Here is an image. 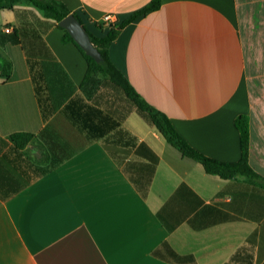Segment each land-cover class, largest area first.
Instances as JSON below:
<instances>
[{
  "label": "crops",
  "instance_id": "0c3cea01",
  "mask_svg": "<svg viewBox=\"0 0 264 264\" xmlns=\"http://www.w3.org/2000/svg\"><path fill=\"white\" fill-rule=\"evenodd\" d=\"M59 1L103 36V15L118 24L150 0ZM62 35L24 2L0 11L11 64L0 76V264H239L230 258L242 245L264 264V188L205 173L132 112L118 129L158 156L144 182L141 157L104 148L119 146V133L81 85L85 59ZM109 58L210 158L239 159L234 119L247 115L249 165L264 178V0H161L120 29ZM13 133L34 142L16 147Z\"/></svg>",
  "mask_w": 264,
  "mask_h": 264
},
{
  "label": "trees",
  "instance_id": "16d2710c",
  "mask_svg": "<svg viewBox=\"0 0 264 264\" xmlns=\"http://www.w3.org/2000/svg\"><path fill=\"white\" fill-rule=\"evenodd\" d=\"M20 2L37 8L45 18L51 19L55 23L66 15L72 14L87 32L90 41L102 57L100 62H96L91 56L87 55L72 39L68 32L59 27L63 30L62 42H72L85 59L86 70L81 85L87 87L91 101L94 103H101L98 97L105 96V92L109 95V102L106 103L105 101L101 104H103L105 111L110 116L111 130L116 129L119 133L117 142L120 143V145L105 144L104 148L115 158H121V154H128L131 151L134 155L141 157L144 161L139 164V169L142 171V174L144 173V175H146V177L142 179L144 182L147 183L150 181L155 165L158 162V156L144 142L136 143L135 137L131 136L127 131L118 129L121 122L132 112L136 113L149 127L153 128L157 134L166 143L174 147L181 156L198 162L205 173L216 175L221 179L241 177L246 182L264 188V178L251 168L248 161L249 120L247 115L239 114L234 119V126L239 133V159L233 162H223L210 158L190 146L177 132L167 114L148 103L110 60L109 46L117 37L120 29L137 16L159 9L161 0H150L145 7L135 11L125 20L118 24L109 25L108 31L103 36L91 34L83 25L80 17L75 12L70 11L66 5L59 0H0V11L12 10L14 6ZM100 26L99 24V27ZM3 38L10 42L18 41L16 30L5 33ZM10 68V62L0 53V76L8 77ZM110 95L112 97H110ZM104 115H106V113H104ZM123 137L124 141L122 140ZM10 139L14 142L16 147L21 148L29 143H33L35 137L31 133H13L10 135ZM47 158V152L44 150L41 151L38 160L42 162ZM134 180L138 181V178ZM142 180L139 181L142 182ZM251 240L252 236H249V238H247V243H252ZM252 258L249 247L247 245H242L231 255L230 261L239 264H252ZM256 261H260V257L257 258ZM225 264L231 263L228 262Z\"/></svg>",
  "mask_w": 264,
  "mask_h": 264
},
{
  "label": "water",
  "instance_id": "95a60500",
  "mask_svg": "<svg viewBox=\"0 0 264 264\" xmlns=\"http://www.w3.org/2000/svg\"><path fill=\"white\" fill-rule=\"evenodd\" d=\"M57 25L66 30L87 55L91 56L96 62L101 61L102 57L100 53L90 41L87 32L72 14L63 17L57 22Z\"/></svg>",
  "mask_w": 264,
  "mask_h": 264
},
{
  "label": "built area",
  "instance_id": "2783aa9c",
  "mask_svg": "<svg viewBox=\"0 0 264 264\" xmlns=\"http://www.w3.org/2000/svg\"><path fill=\"white\" fill-rule=\"evenodd\" d=\"M102 20L104 23L108 25H114L115 23V17L111 13H106L105 15H103ZM3 30L4 32H7V33L11 31L9 27H4Z\"/></svg>",
  "mask_w": 264,
  "mask_h": 264
},
{
  "label": "rangeland",
  "instance_id": "374dc122",
  "mask_svg": "<svg viewBox=\"0 0 264 264\" xmlns=\"http://www.w3.org/2000/svg\"><path fill=\"white\" fill-rule=\"evenodd\" d=\"M101 93V92H100ZM103 93V92H102ZM106 94H104L105 96H102V97H98V99H99V101H101V103H104L105 101H106V103H108L109 102V95H108V93L107 92H105ZM107 95V96H106ZM110 97H112L111 95H110ZM37 151H38V147H37Z\"/></svg>",
  "mask_w": 264,
  "mask_h": 264
}]
</instances>
